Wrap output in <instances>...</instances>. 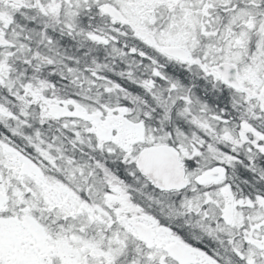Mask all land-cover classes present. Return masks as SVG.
Returning <instances> with one entry per match:
<instances>
[{
	"label": "snow or ice",
	"instance_id": "obj_1",
	"mask_svg": "<svg viewBox=\"0 0 264 264\" xmlns=\"http://www.w3.org/2000/svg\"><path fill=\"white\" fill-rule=\"evenodd\" d=\"M0 264H264V0H0Z\"/></svg>",
	"mask_w": 264,
	"mask_h": 264
}]
</instances>
